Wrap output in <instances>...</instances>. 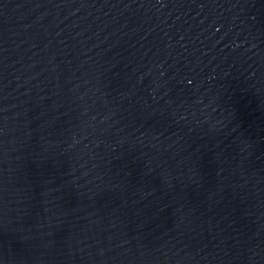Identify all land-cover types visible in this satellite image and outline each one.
<instances>
[{
	"label": "water",
	"instance_id": "water-1",
	"mask_svg": "<svg viewBox=\"0 0 264 264\" xmlns=\"http://www.w3.org/2000/svg\"><path fill=\"white\" fill-rule=\"evenodd\" d=\"M0 264H264V0H0Z\"/></svg>",
	"mask_w": 264,
	"mask_h": 264
}]
</instances>
